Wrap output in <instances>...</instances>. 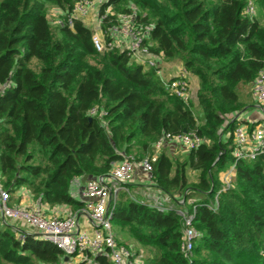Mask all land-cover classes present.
Segmentation results:
<instances>
[{
	"label": "trees",
	"instance_id": "1",
	"mask_svg": "<svg viewBox=\"0 0 264 264\" xmlns=\"http://www.w3.org/2000/svg\"><path fill=\"white\" fill-rule=\"evenodd\" d=\"M76 1L0 0L3 187L77 210L83 202L72 191L83 176L95 180L124 159L148 160L167 206L148 205L124 185L111 201L118 245L131 240L147 251L143 264H264V154L238 162L231 188L220 192V174L233 161V118L246 106L243 89L264 68V0H110L118 11L136 7L154 25V52L197 78L200 119L192 103L164 91L153 69L125 52L97 53L83 22L52 26L50 7L65 12ZM249 1L261 19L244 14ZM93 108L104 115H90ZM188 132L206 142L182 157L155 153L159 138ZM222 132L230 136L223 140ZM178 211L193 216L201 235L190 263ZM67 263L32 228L0 223V264ZM96 263L110 261L98 256Z\"/></svg>",
	"mask_w": 264,
	"mask_h": 264
},
{
	"label": "built area",
	"instance_id": "2",
	"mask_svg": "<svg viewBox=\"0 0 264 264\" xmlns=\"http://www.w3.org/2000/svg\"><path fill=\"white\" fill-rule=\"evenodd\" d=\"M54 14L52 26L72 27L74 21L79 20L91 31V43L97 53L112 51L125 52L132 63L144 68L153 69L163 89L170 96L180 99L184 103L190 101V73L184 67L175 77L166 76L162 70L161 54L154 52L151 40L154 25L145 23L136 7L129 5L126 11H118L110 0H77L73 6L63 12L52 9ZM244 14L250 19L256 16L252 2H248ZM251 95L256 105L264 115V68L255 77L251 86ZM99 112L93 108L89 114ZM233 120H237L235 116ZM233 161L228 167L222 180L224 192L231 188L235 168L238 162L254 160L264 154V124L260 123L252 130L237 125L233 130ZM206 141L195 132L159 138L153 145L156 154L164 145L172 144L184 151L198 149ZM139 166L151 183L152 165L148 160L134 164L129 159L116 163L107 175L95 180H88L82 191L83 206L77 214L85 215L91 224V232L79 230L76 214L61 216H47L44 212L21 206L10 205L11 194L3 187L0 178V223L17 222L34 230L36 238L52 244L60 250L70 262L73 259L87 260L90 254L93 258L104 256L110 264H143L145 254L143 249L134 243L118 245L112 232L111 220L113 212L111 201L123 187L133 180L134 169ZM217 199H215L216 206ZM165 209V208H164ZM183 227L181 250L190 263V254L201 238L199 232L193 227V216L178 211ZM18 238L23 235L17 234ZM90 263V262H88Z\"/></svg>",
	"mask_w": 264,
	"mask_h": 264
},
{
	"label": "crops",
	"instance_id": "3",
	"mask_svg": "<svg viewBox=\"0 0 264 264\" xmlns=\"http://www.w3.org/2000/svg\"><path fill=\"white\" fill-rule=\"evenodd\" d=\"M183 68L182 63L179 60H163L162 62V70L164 71L166 76L169 77H175L178 72ZM189 83H190V103L193 105V110L195 112V115L198 119H200V112L197 105V98H196V92L198 90V80L195 76L190 74L189 77ZM243 100L246 103V106L236 115L237 125H242L246 127L249 130H252L253 127H255L257 124L263 123L264 124V115H262V112L256 105L255 101L252 98L251 95V88L245 93L242 94ZM233 133V132H232ZM230 136V133H223L221 135V138L223 140L227 139ZM232 144H233V135H232ZM162 149L166 150L167 155L172 157H182L186 151L181 149L180 147H177L176 145L167 144L164 145ZM228 169V168H227ZM227 169L220 174V180L222 182L224 175L227 171ZM190 180H194V173H190ZM131 184L136 187L134 189V193L138 195L142 201H144L148 205H164L167 206L165 199L161 192L157 191L150 181L147 179V177L142 172L141 168L139 166H136L134 169V176ZM84 189L83 186H73L72 196L76 199H79L83 202L82 198V191ZM11 198H10V205L12 206H21L24 208L29 209H35L40 210L44 212L47 216L57 215V216H67L71 214H76L78 219V228L79 230H85L87 232H91L92 227L90 224L89 219L85 215L77 214L79 209L74 210L73 208L69 206H58V207H49L47 204L40 205L38 200H34L30 192H28L24 187L15 188L14 191L10 192ZM126 242L133 243L131 240H126ZM136 244V243H134ZM145 257H147V251H145ZM90 260L91 264L94 262V258L88 259ZM65 261V260H64ZM68 261V260H67ZM66 261V262H67ZM70 263V262H69ZM67 263V264H69ZM98 264V263H96Z\"/></svg>",
	"mask_w": 264,
	"mask_h": 264
},
{
	"label": "rangeland",
	"instance_id": "4",
	"mask_svg": "<svg viewBox=\"0 0 264 264\" xmlns=\"http://www.w3.org/2000/svg\"><path fill=\"white\" fill-rule=\"evenodd\" d=\"M56 7H54V6H52V7H50V9L48 10V13H47V15H48V18H49V20L51 21L52 20V18H53V16H54V14L52 13V9H55ZM256 10V18L257 19H261V14H260V12H259V10L256 8L255 9ZM248 90H246L245 88L243 89V94H245L246 92H247ZM11 204V203H10ZM69 264H91V263H88V262H86L85 260H80V259H73V260H71L70 261V263Z\"/></svg>",
	"mask_w": 264,
	"mask_h": 264
},
{
	"label": "water",
	"instance_id": "5",
	"mask_svg": "<svg viewBox=\"0 0 264 264\" xmlns=\"http://www.w3.org/2000/svg\"><path fill=\"white\" fill-rule=\"evenodd\" d=\"M86 181H88V177H87V176H83V178L81 179V183H82V185H84V184L86 183ZM64 260L67 261L68 258L65 257Z\"/></svg>",
	"mask_w": 264,
	"mask_h": 264
}]
</instances>
